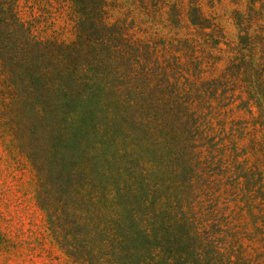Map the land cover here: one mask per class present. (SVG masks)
<instances>
[{
    "label": "rangeland",
    "instance_id": "1",
    "mask_svg": "<svg viewBox=\"0 0 264 264\" xmlns=\"http://www.w3.org/2000/svg\"><path fill=\"white\" fill-rule=\"evenodd\" d=\"M149 217L264 264V0H0V264H127Z\"/></svg>",
    "mask_w": 264,
    "mask_h": 264
},
{
    "label": "trees",
    "instance_id": "2",
    "mask_svg": "<svg viewBox=\"0 0 264 264\" xmlns=\"http://www.w3.org/2000/svg\"><path fill=\"white\" fill-rule=\"evenodd\" d=\"M199 20L200 19H194L193 22L199 24ZM25 31L34 37L30 29H26ZM26 38L29 39L30 37L27 36ZM30 43H32L31 40L24 42L25 45H29ZM35 45H39V43L36 42ZM58 48H60V52H66L63 51V48L68 49V45L60 44ZM68 50L70 51L68 53L72 52L71 49ZM62 81L68 82L63 79ZM69 81L75 82L74 75L69 74ZM61 88L66 90L65 84ZM66 94L67 93H63L61 97L68 98ZM171 95H173V93ZM69 103H76L72 96ZM63 108L69 109L70 105L65 103ZM187 228L186 223L182 220L176 221L171 219V217H149L145 219L141 223L138 232L133 234L132 239L128 241V244H133V250L131 249V252L135 257L129 254L131 257L126 258V263L130 264L134 260L131 264H156L158 263L154 262L156 250H160L163 252V261L158 264H211L209 261L206 263L203 256L198 253V249L194 248L196 239L188 233ZM172 232L173 234H171ZM177 232L180 235H177ZM178 242L181 243L179 244ZM183 243L187 245L185 249H178V245L182 246Z\"/></svg>",
    "mask_w": 264,
    "mask_h": 264
}]
</instances>
